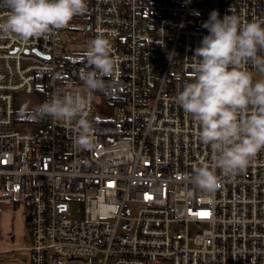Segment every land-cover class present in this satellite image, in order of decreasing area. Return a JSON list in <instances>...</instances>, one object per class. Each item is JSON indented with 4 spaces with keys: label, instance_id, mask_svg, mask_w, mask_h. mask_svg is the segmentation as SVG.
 <instances>
[{
    "label": "built area",
    "instance_id": "1",
    "mask_svg": "<svg viewBox=\"0 0 264 264\" xmlns=\"http://www.w3.org/2000/svg\"><path fill=\"white\" fill-rule=\"evenodd\" d=\"M213 10L264 22V0H92V37L108 38L117 60L102 78L121 98L115 136L102 139L92 124L91 150L73 147L74 122L16 118L17 96L40 92V105L82 89L61 71L68 24L0 38V213L28 207L30 244L17 250L31 264H264V149L234 175L216 168V189L197 187L194 168L212 166L211 148L175 102ZM8 11L0 0V18ZM94 110L93 96L89 120Z\"/></svg>",
    "mask_w": 264,
    "mask_h": 264
},
{
    "label": "clouds",
    "instance_id": "2",
    "mask_svg": "<svg viewBox=\"0 0 264 264\" xmlns=\"http://www.w3.org/2000/svg\"><path fill=\"white\" fill-rule=\"evenodd\" d=\"M9 9L0 18V38L18 40L55 34L78 14L87 10L86 0H2ZM264 22H242L236 15L213 10L202 27L207 29L194 50L193 79L185 82L175 102L190 115L198 139L210 146L212 166L194 168L193 182L212 191L219 186L215 169L234 175L243 171L264 149ZM94 70L80 74L82 89L56 93L38 105L34 115L75 123L73 147L91 150L94 130L88 118L93 93L103 87L102 77L112 76L117 60L111 42L104 35L92 39L84 52ZM251 63L262 78L254 79Z\"/></svg>",
    "mask_w": 264,
    "mask_h": 264
},
{
    "label": "rangeland",
    "instance_id": "3",
    "mask_svg": "<svg viewBox=\"0 0 264 264\" xmlns=\"http://www.w3.org/2000/svg\"><path fill=\"white\" fill-rule=\"evenodd\" d=\"M88 1L90 2L89 4ZM86 3L87 10H89L90 6H92V0H86ZM69 25L70 27H74L73 22H70ZM90 32L83 33L71 30V35H69L68 33L64 34V41L67 40V42L64 43V49L66 50L67 54L73 57H81L87 49L89 42L93 39ZM250 72L253 74L254 79L262 78L257 69ZM38 93L40 92H37L34 95L35 97L33 96V102L35 103L37 102V100H40L39 96L42 95ZM30 98V95L17 96L16 102L18 107L23 111H27V104L32 103V100ZM33 113L34 112L32 111H28L25 114H27V116H30V118L32 119L34 115ZM109 114H112V119L115 118V110L113 108L111 111H109ZM112 128V130L109 129L111 133L115 131L114 127ZM71 208L73 210V214H75L76 210L78 209V204L76 202L72 203ZM27 216L28 207H26L25 205L15 203L12 205H4L2 207V211L0 213V249H8L10 250V252L5 256L0 257V264H31L30 252L23 249L17 250V248L19 247H26L30 244ZM57 260L58 264H65L61 263L65 262L63 258H58ZM47 264H52V262L49 260Z\"/></svg>",
    "mask_w": 264,
    "mask_h": 264
},
{
    "label": "trees",
    "instance_id": "4",
    "mask_svg": "<svg viewBox=\"0 0 264 264\" xmlns=\"http://www.w3.org/2000/svg\"><path fill=\"white\" fill-rule=\"evenodd\" d=\"M89 3L90 2L88 1V4ZM70 22H73L74 27H70ZM70 22L68 23L66 31V33L69 35H71V30L75 32L89 33V26L91 22V6L89 10L85 11L83 14L74 16ZM65 42H67V40L64 41V43ZM85 70L94 69L87 63L84 54H82L81 57H73L66 52V54L62 56L61 71L69 80L70 84L79 88H83V82L80 79V74ZM102 79L104 80L103 87L93 93L95 110L90 117V121L102 139H111L115 136V134L111 133L109 130L113 129L112 127L114 125V119L111 118L109 111H111L113 106L117 103V98H121V89H119V87L111 80L104 78ZM26 112H28V110L22 111L16 102V118L25 119L27 121L31 120L30 116L25 114ZM105 133H108L109 137H106Z\"/></svg>",
    "mask_w": 264,
    "mask_h": 264
},
{
    "label": "crops",
    "instance_id": "5",
    "mask_svg": "<svg viewBox=\"0 0 264 264\" xmlns=\"http://www.w3.org/2000/svg\"><path fill=\"white\" fill-rule=\"evenodd\" d=\"M31 96V100H32V103H30V102H28V103H30V104H27V109H28V111L29 110H33V109H36V107L39 105V102L41 101V96H39V98H40V100H37V102L35 103V102H33V96L34 95H30ZM28 97V96H27ZM35 97V96H34Z\"/></svg>",
    "mask_w": 264,
    "mask_h": 264
}]
</instances>
